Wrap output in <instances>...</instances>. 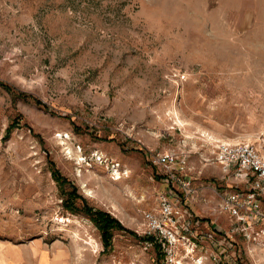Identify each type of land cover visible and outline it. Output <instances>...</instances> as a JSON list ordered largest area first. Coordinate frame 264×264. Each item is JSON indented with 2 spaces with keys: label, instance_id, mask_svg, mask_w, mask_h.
<instances>
[{
  "label": "rangeland",
  "instance_id": "obj_1",
  "mask_svg": "<svg viewBox=\"0 0 264 264\" xmlns=\"http://www.w3.org/2000/svg\"><path fill=\"white\" fill-rule=\"evenodd\" d=\"M214 141L264 155V0H0V240L61 241L71 264H177L125 231L106 251L53 174L145 236L167 187L150 155L176 151L196 171L176 259L264 264V189L260 217L225 209L252 187L206 164Z\"/></svg>",
  "mask_w": 264,
  "mask_h": 264
},
{
  "label": "built area",
  "instance_id": "obj_2",
  "mask_svg": "<svg viewBox=\"0 0 264 264\" xmlns=\"http://www.w3.org/2000/svg\"><path fill=\"white\" fill-rule=\"evenodd\" d=\"M212 145L213 154L205 158L206 164L219 165L225 174L233 173L237 180L245 181L252 187L247 196L242 192L227 194L224 197L225 209L244 222L260 217L256 194L258 190L264 189V155L261 150L254 143L246 141H214ZM149 159L153 166L160 168L161 178L167 187L160 195L158 214H147V235L153 238L150 242L163 245L164 252L170 257L169 261L183 264L182 258L176 259V252L178 246L187 244L186 237H180V233L191 229L192 212L188 201L196 193V171L192 167L191 157L183 152H152ZM182 224L184 227H181ZM189 246L183 259L193 258L191 255L196 244L193 247L190 243Z\"/></svg>",
  "mask_w": 264,
  "mask_h": 264
},
{
  "label": "crops",
  "instance_id": "obj_3",
  "mask_svg": "<svg viewBox=\"0 0 264 264\" xmlns=\"http://www.w3.org/2000/svg\"><path fill=\"white\" fill-rule=\"evenodd\" d=\"M0 264H71L69 248L61 241L37 238L27 243L0 240Z\"/></svg>",
  "mask_w": 264,
  "mask_h": 264
},
{
  "label": "trees",
  "instance_id": "obj_4",
  "mask_svg": "<svg viewBox=\"0 0 264 264\" xmlns=\"http://www.w3.org/2000/svg\"><path fill=\"white\" fill-rule=\"evenodd\" d=\"M53 174L57 181L62 184L63 194L65 195L64 205L67 209H69L72 213L84 212L88 215L92 221L96 224L97 228L101 232V236L105 245L106 251H111L113 249L114 244V236L115 232L125 231L129 232L132 235L140 238L144 241H152L153 238L151 236L145 235L140 236L137 232L127 228L118 218H116L111 212L93 207L86 198H84L78 190V187L72 185L71 181L68 178L64 177L59 170L54 168ZM72 185L71 190H66V185ZM81 199L83 201V206L78 205V200ZM156 249L159 251V245H156Z\"/></svg>",
  "mask_w": 264,
  "mask_h": 264
},
{
  "label": "bare ground",
  "instance_id": "obj_5",
  "mask_svg": "<svg viewBox=\"0 0 264 264\" xmlns=\"http://www.w3.org/2000/svg\"><path fill=\"white\" fill-rule=\"evenodd\" d=\"M62 222H65L66 221V219L63 217V218H61L60 219Z\"/></svg>",
  "mask_w": 264,
  "mask_h": 264
}]
</instances>
